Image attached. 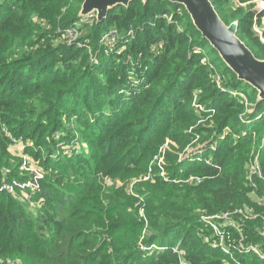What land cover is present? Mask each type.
<instances>
[{"label":"trees","instance_id":"trees-1","mask_svg":"<svg viewBox=\"0 0 264 264\" xmlns=\"http://www.w3.org/2000/svg\"><path fill=\"white\" fill-rule=\"evenodd\" d=\"M211 1L226 24L239 22L238 36L264 60V43L253 30L256 0H239L248 8L235 11L225 0ZM82 4L83 0H0V178L6 175L10 183L22 179L11 168L15 157L8 132L36 146H27L25 153L41 160L46 171L41 192L33 197L43 200L38 220L14 196L0 191V260L6 263L18 256L21 264H223L226 253L212 250L204 238L215 234L208 240L213 244L236 231L217 219L245 207L264 210L252 201L246 178V165L260 146L264 168V101H257L258 92L240 81L203 39L184 6L137 0L128 8H114L98 23L79 17ZM36 17L48 24L38 23ZM114 28L120 40L107 47L102 37ZM71 30L83 34L68 43L65 35ZM213 115V143L220 142L211 160L208 153L204 164L183 171L180 179L196 178L191 186L153 187L146 220L123 213L128 203L116 210L115 204L130 198L124 191L104 193L98 173L117 178L122 159L135 169L151 158L162 140ZM74 117L97 141L94 147L112 152L111 170L88 171L85 165L90 167V161L85 158L64 155L63 165L51 161L62 139L72 137L66 123ZM226 129L230 132L224 136ZM57 132L61 139L56 140ZM182 136L183 132L176 139L181 142ZM193 139L189 134L187 144ZM209 140L202 137L203 143ZM127 143V154L114 162ZM166 159L176 162L171 155ZM172 166L179 170V164ZM104 199L109 206H103ZM86 205L80 221L75 213ZM204 219H214L220 233ZM54 228L57 235L48 242L45 238ZM243 234L249 244L264 243L262 220L248 221ZM153 245L158 247L151 251ZM242 252V257L233 252L239 263L264 264Z\"/></svg>","mask_w":264,"mask_h":264},{"label":"rangeland","instance_id":"rangeland-1","mask_svg":"<svg viewBox=\"0 0 264 264\" xmlns=\"http://www.w3.org/2000/svg\"><path fill=\"white\" fill-rule=\"evenodd\" d=\"M225 2L228 4L229 10L235 11L236 9L243 7H246L247 5L240 4L239 0H225ZM263 3L262 0H256L253 1L252 4H256L254 6V10H256V13L253 18V22L255 20L256 15H264V10L262 11L261 4ZM251 4V3H250ZM38 23H43L44 25L48 24L47 19H42L39 17L35 18ZM89 19H96V16L90 17L88 19L83 20H89ZM81 25V23L79 24ZM132 28L130 29V31ZM253 30L256 34H258L261 39L264 41V37L262 36L264 34V23L261 26H254ZM83 32L76 31V38L72 41H76L81 37ZM130 34V32H129ZM66 41L68 43H71L70 39L66 38ZM219 78V77H218ZM244 99H246L245 95ZM198 100V97H196L195 101ZM246 104L249 107L250 110L249 113L253 112L251 109V105L248 100L246 99ZM199 105V104H197ZM204 108V107H203ZM69 115L66 117H63V120H68ZM66 126L70 129V133L72 134V137H68L67 140L62 139L61 146L58 148H55L54 155H52V160L59 161L60 165H63V159L67 160L68 156L70 158H79L82 160V158H85L86 160L90 161V167L87 165L88 171H91L92 168H99L101 170L109 171L110 168L115 166V163H112V159H108L109 155L112 153L107 149V147L99 148L94 147L93 145L97 144V141L94 140V137L90 135L88 132L82 131L81 126L79 122L77 121V118L74 117L71 122H67ZM202 128L204 130H211L209 133L203 132ZM215 128V121H214V115L210 118L202 119L201 117L197 120V124L193 125L188 130H180L179 132H183L182 140L179 142V139H176L180 133H176L175 137L165 138L160 143H158L152 152L151 158H147L143 163H141L139 166H137L134 169V166L128 165L129 162L127 160L122 159V164L119 166V169H117V178L113 179V177H109L104 175V173H98V183L101 184L103 188L104 193H113V191H124V193L129 197L127 201L124 199L120 200L119 205L115 204L116 210H120L119 207L122 203H128L130 205L129 209H122L121 211L125 213L126 215L134 216V214L138 215L142 220L147 219V203L149 196L151 195L153 187L159 186H165L166 188H172V183L174 184H180L179 186L181 188H185L187 186H191L196 180L195 177H192L190 179L184 180L180 179L184 175L183 171H186L185 169H189L192 167H198L201 164L205 163V155L208 154L207 159L211 160V157H213L212 152L217 148L220 141H214V138H212L213 134L212 130ZM230 129L224 130L222 133L224 136L229 134ZM191 135L194 137V139L188 144L186 141L188 135ZM215 134V133H214ZM231 134L234 136L235 139L238 138L237 134H234L233 131H231ZM7 136L11 139V145L10 150L13 157H15V161H12V169L16 170V175L18 177L22 178L21 180H16L13 184L8 181V177L4 175L2 178H0V191L1 192H7L15 197L16 202L18 205L23 206L25 209H27V213H32L33 215H36L35 218L37 220L43 216V200H34L33 197L36 196L41 192V183L43 180H45L46 171L41 165V160H36L35 157L28 155L25 153V149L27 146H34V144L26 141L25 138H16L14 137L10 132L7 133ZM62 134L57 132L56 133V140L61 139ZM203 136H209L210 140L208 143L202 142ZM181 138V137H180ZM253 141L254 145L257 144V140L259 139V132H255L253 135ZM59 142V141H58ZM63 144V145H62ZM102 143L99 145L101 146ZM57 147V146H56ZM125 148L123 151L120 152V155L117 156L116 159H114V162L119 159V157L122 158L123 154H125L126 148H128V143L124 145ZM262 146H260L258 149V152L260 150L262 151ZM256 148L252 149V152ZM44 148H42V152L44 156H47V151ZM257 152V153H258ZM254 153V152H253ZM252 155L254 156L255 153ZM256 153V154H257ZM80 154V155H79ZM127 154V153H126ZM125 154V155H126ZM64 155L66 156L64 158ZM124 155V156H125ZM168 155L174 156L176 159L177 164H179V170H174L173 164L170 163L166 158H168ZM262 155V154H261ZM85 156V157H84ZM123 156V157H124ZM252 157V156H251ZM120 158V159H121ZM262 159V156H261ZM251 160V158H250ZM75 162V161H74ZM71 163V160H68V164ZM207 164V163H206ZM143 165V167H142ZM143 168V169H142ZM70 169V168H68ZM91 169V170H90ZM84 170L82 169L81 172ZM89 173V172H88ZM87 177V176H86ZM84 178V180L86 179ZM16 184H19V189H14V186ZM150 187V188H149ZM81 190V189H80ZM150 194V195H149ZM158 194V193H157ZM159 197V196H157ZM103 206H109V202H102ZM25 205V206H24ZM89 205L84 206L83 210H79L75 213L77 214L78 220H82L84 217V211L88 209ZM151 210V209H150ZM101 215V214H100ZM47 216V215H45ZM229 219L224 218V222L226 224V227H228L231 230H235V235H230L229 238H219L216 239V241L212 244L208 240L211 238V236H215V234H212L210 237H205L204 242L211 245V249L218 248L220 253H226L228 256V259H226L223 264H241L238 262V259H234L233 252L234 250L238 251V253L241 255L244 254L245 251L246 254H250L249 256H252L253 258H261L260 256L264 257V243L260 244H249V241L246 238L245 247L242 249L241 247L235 246V244L241 241L242 237L237 232L238 226L241 227L242 233L244 232V227L247 225V222H241L239 220V215H236L235 213L229 214ZM230 218H236V219H230ZM241 219V218H240ZM32 222H35L36 219H32ZM245 220V219H243ZM54 221H52L51 224H53ZM72 223V222H70ZM213 226H220L218 223L211 222ZM69 225V224H68ZM67 225V226H68ZM66 226V228H67ZM243 227V228H242ZM65 228V229H66ZM145 231L147 232V226L145 227ZM57 235V231L54 228L52 233L49 235V237H46L45 239L48 242H51L53 238ZM65 236V235H61ZM67 242H69V239H67ZM158 246L153 245L150 249L151 251L155 250ZM252 247V248H251ZM210 249V248H209ZM208 249V250H209ZM210 249V250H211ZM149 250V249H148ZM150 251V250H149ZM225 251V252H224ZM263 252V253H262ZM252 254V255H251ZM181 259L184 262V253H181ZM216 259H222L221 257H218ZM223 260V259H222ZM21 259L17 257L10 258L7 260V264H21ZM4 260H0V264H6Z\"/></svg>","mask_w":264,"mask_h":264},{"label":"water","instance_id":"water-1","mask_svg":"<svg viewBox=\"0 0 264 264\" xmlns=\"http://www.w3.org/2000/svg\"><path fill=\"white\" fill-rule=\"evenodd\" d=\"M137 0H83L79 17L96 16L97 22L105 20L110 11L118 6L128 8ZM147 4L148 0H140ZM185 7L194 26L216 50L223 62L240 81L252 86L257 92V101H264V60L259 59L238 36L239 22L228 25L220 17L211 0H168Z\"/></svg>","mask_w":264,"mask_h":264},{"label":"built area","instance_id":"built-area-1","mask_svg":"<svg viewBox=\"0 0 264 264\" xmlns=\"http://www.w3.org/2000/svg\"><path fill=\"white\" fill-rule=\"evenodd\" d=\"M262 11L264 10V2L261 4ZM167 18V16L165 15ZM259 23H264V16L260 17L259 15H256L255 20H254V26H259ZM133 33V30L130 31V34ZM121 33L118 29H111L109 32L103 35L101 43L104 44L107 47H113L116 45L119 40H120ZM264 37V34L262 35ZM65 37L67 39H70L73 41L76 38V31L71 30L66 33ZM262 42L264 43L263 39H261ZM263 147V146H262ZM262 149V148H261ZM258 152V151H257ZM256 152V153H257ZM262 151L258 152L257 154L251 157V160L248 162L246 165V173H247V184L250 187V197L252 201L257 205V207L264 208V168L262 165L261 161V153ZM253 153V154H254ZM14 183V182H13ZM12 183V184H13ZM17 186H20L19 184H16L14 186V189H16ZM4 191V190H1ZM236 215H239V220L242 222H247V221H256L258 219L262 220L263 222V236H264V210L263 211H257L255 207H245L243 209L237 210L235 212ZM229 219V215L224 216L222 218H218L217 220L224 221L225 219ZM245 219V220H243ZM204 221L208 222L211 224V226L214 228L216 233H220L219 226H213L212 221L214 223H217L214 221V219H204ZM219 225V224H218ZM226 227V226H225ZM237 232L240 234L242 237L241 241L235 244L237 247H241L244 249L245 247V242H246V236L242 233L241 227L238 226ZM229 238V236H228ZM252 248V247H251ZM263 253V252H262ZM264 254V253H263ZM262 260H264L263 256H260Z\"/></svg>","mask_w":264,"mask_h":264}]
</instances>
